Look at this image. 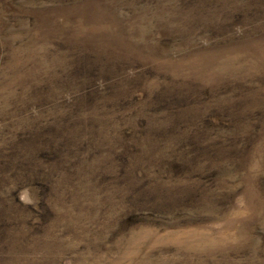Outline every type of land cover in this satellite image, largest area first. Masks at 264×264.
<instances>
[{
	"label": "rangeland",
	"instance_id": "obj_1",
	"mask_svg": "<svg viewBox=\"0 0 264 264\" xmlns=\"http://www.w3.org/2000/svg\"><path fill=\"white\" fill-rule=\"evenodd\" d=\"M0 264H264V0H0Z\"/></svg>",
	"mask_w": 264,
	"mask_h": 264
}]
</instances>
